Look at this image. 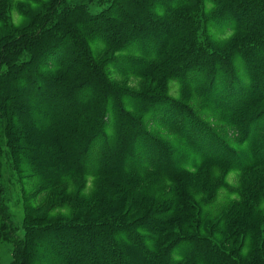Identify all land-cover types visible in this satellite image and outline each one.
<instances>
[{"label": "trees", "instance_id": "1", "mask_svg": "<svg viewBox=\"0 0 264 264\" xmlns=\"http://www.w3.org/2000/svg\"><path fill=\"white\" fill-rule=\"evenodd\" d=\"M65 1L53 2L44 18L42 29L55 17L58 20L68 17L62 23L66 34L60 35L54 44L43 51L36 50L42 33L37 32L8 41L0 48V241H10V264H264V255L253 251L243 259L230 247L233 239H220L222 244H219L205 231L200 232L198 225L195 233H191L195 236L190 239L170 231L182 221L177 216L172 222V217L178 212L181 215L182 207H192L189 202L192 193L181 191L170 198V193L163 192L158 182L148 179L152 173L163 170L169 173L166 182L173 185L186 171L163 144L144 154L150 148L148 142L157 140L141 126V113L151 106L148 119L153 117L157 128L170 130L188 146L193 144L200 149L199 166L214 164L215 157H222L225 159L220 162L229 168L240 171L262 168L264 155L256 145L249 144L248 153L240 157L225 142H218L212 134L216 126L205 119L202 107L206 102L221 113L220 108L227 106V115L233 118L230 127L240 135L247 119L255 120V125L257 120H264L259 112L239 117L264 96V77H245L256 84L252 88L240 86V89L235 84L227 91L223 90L222 81L232 79L239 83V77H205L216 64L229 69L230 64L224 60L222 64L221 61L214 65L197 64L198 72L203 73L199 77H190V73L196 74L194 69L177 70L176 77L166 78L174 81L180 95L193 94L199 98V101L182 102L166 93L159 92L154 97L146 91L121 88L105 77L103 67L97 65L107 53L132 56L135 59L123 63L122 68L127 76L130 73L136 76L127 78L142 81L148 77H140L144 66L138 60L159 61L178 38L183 43L174 51L181 50L180 60L187 64L199 62L205 53L195 47L197 56L191 57L186 53L190 45H183L191 32L196 31L197 14L203 18L210 16L208 27L227 14L229 18H225L232 22L234 32L249 21L258 30L264 27V6L257 7L254 0H212V9L207 13L198 7L197 0H97L104 8L93 15L84 12L80 4ZM256 10L259 14L253 15ZM75 12L83 18H74ZM92 43H99L101 48L90 52ZM22 50L28 51L30 57L18 63ZM239 53L244 67L250 71L264 70V66L257 65L250 48H241ZM212 58L218 60L217 56ZM90 68L93 69L91 77L78 76L86 70L91 73ZM53 70H64L59 74L62 77L48 75ZM66 72H75V75L65 77ZM227 72L233 74L230 70ZM215 83L219 87H212ZM44 120L47 135L41 132L37 135L34 129ZM252 129L256 130L254 126ZM105 130L112 133L107 135ZM1 164L39 189L30 200L34 208L78 176L92 178L98 181L95 185L102 184L108 190L115 188L119 201L130 206L127 212L136 211L142 201L148 208H141V217L126 224L117 218L44 221L25 213L24 237L19 238L18 228L4 203L6 192ZM41 195L42 200L35 203ZM231 206L230 210L236 212L230 213L239 214L238 203ZM230 213L223 214L226 217ZM258 226V216H253L248 227ZM167 239L174 241L167 243Z\"/></svg>", "mask_w": 264, "mask_h": 264}, {"label": "rangeland", "instance_id": "2", "mask_svg": "<svg viewBox=\"0 0 264 264\" xmlns=\"http://www.w3.org/2000/svg\"><path fill=\"white\" fill-rule=\"evenodd\" d=\"M55 1L56 0H0V48L8 41L34 35L37 32L42 33H40L41 44L37 46L38 48L36 47V50L43 51L49 45L59 40L60 35L66 34L63 31L64 26L62 23L64 20H67L68 17L59 20L55 17V19L48 22L47 26L42 29L46 12L49 10V6ZM72 1L75 4H80L84 12H89V14L93 15L100 13L104 8V4L99 3L97 0H66L64 3L70 4ZM241 1L244 2L248 0ZM253 3H256L255 5L257 7L264 6V0H254ZM197 5L202 11L208 13L212 9V0H197ZM200 12L201 11H199V13ZM257 14L259 13L257 12L253 15ZM84 16H86V14ZM196 16L195 22L198 24L196 31L191 32L190 38L183 45H190V51L186 53H190L191 57L197 56V53L193 51L195 47L205 53L204 56H200L198 59L199 62L192 61L191 64H187L188 62L180 60L181 57L179 56L183 53L179 49L174 51L176 47H179L181 43H183V40L178 38L172 41L168 48V52L160 57L159 61H153L152 59L146 60L144 58L138 60V62L144 66V69L141 70L142 73L140 77H148L145 78V80L138 81L127 78L136 76L131 73L127 76L123 69V63L135 59L126 54L114 52L107 53L102 61H98V67H103V75L105 77H110L113 83L121 88L135 92L140 91L141 93H145L146 91L153 96L166 93L182 102L188 99L199 101V98L193 94H187L185 97L180 95L177 92L178 89L174 81L166 78L176 77L175 72L177 70L187 72L188 70L194 69L196 74L190 73V77H199V75L203 73L198 72L197 64L208 62L214 65L218 61L220 64V61L224 60L225 63L231 65H229V69L226 70L232 71L233 74L231 73L230 75L229 72L226 73L224 68L220 66L216 67V64L214 70H211L210 73H206L205 77H219L220 79H224L221 77H239V83L238 81H232V79L223 80L222 83L220 82L223 86V90L227 89V91L231 85L235 84L238 85L239 89L240 86L252 88L256 84V82H250L251 78L247 80L245 77H264V70L250 71L251 69L247 66L244 67L243 59L239 53L241 48H250L252 55L255 57L254 59L257 60V65L264 66V54H262V52H264V27L258 30L254 29L253 26L256 27L254 22L249 21L242 29L234 32L232 22L225 18V16H228L227 14L221 19H216V23H212L213 25L211 24L212 26L210 25L209 27L207 26L209 15H207L206 18H203L199 14ZM73 17L78 19L83 18L78 12H75ZM73 17L71 19H74ZM90 48V52L92 49L96 51V49L101 48V45L99 43H92ZM53 52L52 50L50 55H53ZM212 55L217 56L218 60H214ZM29 57V52L22 50L17 58V60H19L18 63H22ZM176 58L177 61L174 62ZM212 59L214 61H212ZM63 72L64 70H53L49 71L48 75L62 77V75L59 76V74H63ZM90 72L91 73L86 70L78 76L91 77L93 69L90 68ZM74 75L75 72H66L64 76L73 77ZM211 85L212 87H219L220 84L215 83ZM258 101V103L252 105L239 117L258 112L262 113V116H264V96L259 98ZM205 103H203L204 106L202 107V111L205 114V119L211 122V125L214 124L216 126V128H214L216 132L212 134L219 143L224 144L225 142L228 147L232 151H235L240 157L248 153L249 144L256 145L261 154L264 155V153H262L264 152V120H257L258 124L255 125V120L248 121L247 119L245 124H243L244 126H241L242 129L240 133L242 135L240 134V137L236 129L234 131V129L232 130L230 127L233 118L227 115V106L226 108H220L222 109L220 113L219 111L213 110V107ZM199 106H202L200 102ZM151 112V106H148L144 112L141 113V126L147 129L148 133L157 140V142H148L150 148L148 150L146 149V152L143 151L144 154L151 153L150 150L156 147H163L161 145L163 144L173 154V158H176L174 160L178 161L179 165L182 166L181 168L183 171L186 172L181 176L182 179L178 180L173 185H169L166 182L169 173L165 172V174L163 170L152 173L153 176L151 174L148 181L154 180L156 183L158 182L163 192L170 193V198L175 193L181 191H190L192 193L189 201L192 207L184 206L182 207L183 210L181 211V215L178 214L180 213L178 212L176 216L172 217V222L176 220L177 216H180L182 221L172 226L173 229H170V231L179 237L190 239L195 236H192L191 233H195L196 226L198 225L201 230L200 232L205 231L207 236L219 244H222L220 239L229 237L233 239L234 242H232V245H228L232 249L238 251L239 255H241L240 257L243 259H245L244 255H249V253L253 251H255L256 255H264V167H255L251 170L240 171L233 167L229 168L227 165L223 164L222 162L225 158L222 157H215L214 164L210 163L199 166L202 160L200 158V149L196 146L193 147V144L188 146L170 130L157 128L153 121V117L152 120L150 118L148 119V114ZM39 118L41 119L42 117ZM103 118L106 120L107 115H104ZM251 123L254 124L252 125ZM39 125V128L34 129L37 135L39 132L47 135L45 132L47 128L46 120H44V122L40 121ZM240 125H242V123H240ZM253 126L256 128L255 131L252 129ZM40 127L43 128L44 131H40ZM111 133V130H105V134L110 135ZM250 133L252 134L250 135ZM166 152L171 154L168 151ZM10 173L11 171L6 165L1 164V175L6 192L3 197L4 203L8 208L14 225L18 228L16 235L19 238L24 237L22 219L25 213L40 217L44 221L57 218L75 221L88 218H94L95 221H99V219L117 218L121 221L123 220L122 222L126 224L136 219L138 220V217H141V208L142 210L146 207L148 208V205L145 204L146 202L142 201L140 203L139 200L138 202L141 207L139 206L136 211L132 210V212H130L129 210L127 212L130 206L122 204L124 203L123 200L122 202L119 201L114 187V189L108 190L103 188L104 186L102 184L95 185L98 181L80 176L74 177L67 184L54 190L40 207L34 208V205L31 206L30 200L37 195L36 193H38L39 189H35L31 183L26 179H22L17 174ZM119 175L121 174H118V176ZM151 192L156 191L151 190ZM36 198L35 203L42 200V195ZM148 199L154 200V197H149ZM160 202L161 201H159V203ZM159 203L157 204L159 205ZM233 203H238V208L241 209V211H237L239 214L236 213L237 215L234 216V213H230V211H234L230 210L233 207L231 206ZM157 204L152 206L153 209L156 208ZM178 205H180V203ZM225 211L232 216L227 215L225 217L223 214ZM221 213L223 215H220ZM253 216H258L259 219V226L256 229L248 227L252 223ZM249 239L253 240L250 241ZM171 241L174 240L167 239V243ZM255 248L256 250H253ZM10 253V241H0V264H10Z\"/></svg>", "mask_w": 264, "mask_h": 264}]
</instances>
